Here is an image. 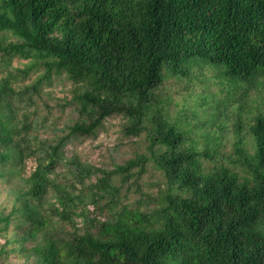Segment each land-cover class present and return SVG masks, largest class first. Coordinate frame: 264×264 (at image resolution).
<instances>
[{"label":"trees","instance_id":"obj_1","mask_svg":"<svg viewBox=\"0 0 264 264\" xmlns=\"http://www.w3.org/2000/svg\"><path fill=\"white\" fill-rule=\"evenodd\" d=\"M14 58L27 62L12 68ZM0 62V182L13 198L0 211L1 262L16 253V264H264V97L262 110L246 102L264 88V0H0ZM54 77L70 84L77 118L56 139L32 137L18 111ZM169 80L185 103L197 85L217 87L225 98L209 120L220 129L196 130L206 96L171 120ZM228 115L226 154L225 127L214 124ZM113 117L124 138L144 135V153L110 170L67 157L69 142L95 140ZM148 168L155 193L138 185ZM133 186L138 198L125 203Z\"/></svg>","mask_w":264,"mask_h":264},{"label":"rangeland","instance_id":"obj_2","mask_svg":"<svg viewBox=\"0 0 264 264\" xmlns=\"http://www.w3.org/2000/svg\"><path fill=\"white\" fill-rule=\"evenodd\" d=\"M27 60L14 58L11 62L12 68L22 69L26 64ZM1 65V62H0ZM222 67V66H219ZM223 68V67H222ZM11 69V68H9ZM219 70V68H216ZM217 75H221L217 71ZM5 76V74L0 73V80ZM38 74L31 72L27 78L19 80L12 83L15 90L18 87L22 88L25 85L31 84L37 79ZM223 76V75H221ZM219 76L220 79H224L226 82L227 77ZM228 79V78H227ZM235 78H229L228 86L231 87V92L233 89L236 91L239 89L236 85L237 80ZM227 83V82H226ZM242 84V83H239ZM70 84L62 80L61 78L54 77L52 79L51 85H43L42 91L39 95H34V104H23L18 111V119L22 118L23 112H28V121L31 123V130L29 135L32 137H38L40 139L53 140L63 135V130L68 124H71L76 118L77 113L70 106L69 101L71 99V94L69 93ZM243 88V86L241 87ZM162 95L168 100L165 103L166 110L169 112V117L171 120L175 119L179 111H182L184 106H187L189 110L192 107L193 95L197 97L206 96L209 101L205 107H198L199 114L204 110L207 113L201 114L203 121L199 122L194 120L199 128L197 132H203L208 130L211 126V130L218 131L220 128L213 127L209 120L212 119L214 114V104L218 101H222L225 97L222 93H219L217 87L210 84V86L205 87L203 85H197L193 88L192 96L185 103L182 99L189 98V94L186 90L182 89V84L177 81L169 80L164 84ZM188 95V96H187ZM264 97V88L259 90H251L247 95V103H251L253 106L257 104L262 110V102ZM17 103V101H16ZM212 103L213 105H210ZM18 107V106H17ZM214 126L225 127L222 128L224 133L223 149L222 153H231L232 142L235 139L234 124L235 118L233 115H228L227 120H222L221 117L216 118ZM243 124L246 123V115L242 120ZM121 119L119 117L109 118L103 122L101 128L99 129L98 137L95 140L91 139H77L69 142L64 151L67 157H70L73 153H76L80 160L84 163L94 165L96 167H102L105 169H113L115 165L124 163L126 160L134 157L136 154L144 153V148L146 145V140L144 135L138 138H124L120 134V124ZM246 128V127H245ZM244 133V132H243ZM36 166L34 158H30L25 162V168L23 172L24 177H28ZM159 180V175L152 169L148 168V172L143 175V178L139 180L138 185L143 191H148L155 193L157 190V184ZM135 187L129 189L127 194V199H123L125 203H133L135 199L138 198L137 193L134 192ZM50 203H55V198L52 194H49L46 198V203L43 204V208H48ZM13 205V198L10 193V183L3 184L0 182V211L5 210L7 213ZM14 229L10 227V234L13 233ZM4 240L0 238V245L3 244ZM31 243H25V246L29 247ZM24 260L23 257H19L18 254L13 253L9 256L8 260L1 262L0 264H16Z\"/></svg>","mask_w":264,"mask_h":264}]
</instances>
